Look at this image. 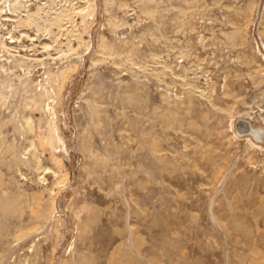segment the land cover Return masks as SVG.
<instances>
[{
    "label": "rangeland",
    "instance_id": "1",
    "mask_svg": "<svg viewBox=\"0 0 264 264\" xmlns=\"http://www.w3.org/2000/svg\"><path fill=\"white\" fill-rule=\"evenodd\" d=\"M0 264H264V0H0Z\"/></svg>",
    "mask_w": 264,
    "mask_h": 264
}]
</instances>
